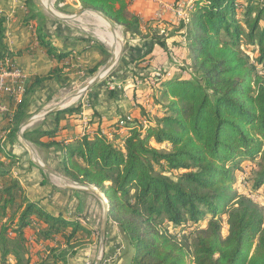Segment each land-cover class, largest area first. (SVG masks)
Instances as JSON below:
<instances>
[{
  "label": "trees",
  "instance_id": "1",
  "mask_svg": "<svg viewBox=\"0 0 264 264\" xmlns=\"http://www.w3.org/2000/svg\"><path fill=\"white\" fill-rule=\"evenodd\" d=\"M77 1L122 26L129 36L147 39L140 18L127 11L128 0ZM35 10L30 1L29 17L38 19L37 36L44 39L42 14ZM178 30L186 42L188 76L178 73L159 81L164 100L160 117L150 119L147 109L139 106L140 117L127 123L122 133L119 119L110 136L98 127L70 142L41 141L42 136H53L56 119L53 128L25 131L23 137L46 149L56 147L63 174L101 191L107 200V220L132 247L128 264H264L263 212L237 192L238 177L233 173L238 161L258 157L252 187L264 184V71L256 70L264 67V0H192L188 19ZM245 39L254 47V58L241 49ZM150 42L149 49L132 57L131 63L141 61L155 43L166 48L159 37ZM46 46L58 61L63 58L64 52ZM97 47L105 53L103 46ZM5 54L0 18V61ZM98 67L88 69V75ZM64 73L63 66H57L34 79L0 138V153L6 159H0V178L10 177L0 184V264H69L67 250L59 246L32 263L25 229L34 223L35 236L43 244L50 240L65 246L82 229L75 220L30 200L11 175L15 155L9 148L27 117L32 88ZM80 109L78 102L55 114ZM162 145L167 148L160 149ZM164 170L178 172L172 178ZM225 210L228 230L222 236L218 215ZM206 218V227L197 231L190 244L179 238L185 225Z\"/></svg>",
  "mask_w": 264,
  "mask_h": 264
},
{
  "label": "crops",
  "instance_id": "2",
  "mask_svg": "<svg viewBox=\"0 0 264 264\" xmlns=\"http://www.w3.org/2000/svg\"><path fill=\"white\" fill-rule=\"evenodd\" d=\"M30 1L35 4L37 9L35 11L39 12L40 8H38L37 4L39 0H0V18L4 20V43L6 46L4 58L14 62L28 74L26 89L36 77L49 73L57 66H63L64 72L74 70L71 73L73 76L77 74L83 76L85 70L97 65L100 66L103 52L97 46H94L92 39L79 32L73 22L76 17L63 20L51 14H43L41 28L45 38L39 39L37 36L38 19L29 17L31 14L29 12ZM72 1L74 2V6H77V3L79 4L77 0ZM157 1L128 0L127 11L140 18L141 31L145 30L143 23L148 21L152 17L151 15L158 9ZM163 17L169 18V11H165ZM180 38L182 41V35ZM137 40L139 41L138 45L141 44L144 48L140 47L136 51V54L149 49L151 45L150 38L142 40L137 38ZM46 43L54 51L64 52V56L60 61L48 51ZM165 43L168 45L169 42ZM182 43L185 45L183 41ZM158 49L159 47L154 44L151 52L145 55L141 61L137 64L133 63L131 66L130 64L127 65L128 68L133 66V70L126 71V68L121 70L117 66L114 69V64L109 70L112 71L114 69L111 72V80L105 82L99 81L80 96L81 109L79 112L59 115L55 114V112L47 113L43 117L35 118L31 124V128L25 131L28 132L38 128H53L55 120L59 119L53 136H42L40 138L41 141L46 142L53 139L70 142L83 133L92 134L98 127L101 132L110 136L115 123L122 116L125 117L126 114H129L133 118H139V106H149L148 98L152 89L147 85L149 78L143 82L139 81V78L134 74L131 75L130 71H136V74L140 73L139 71L150 70L152 66L154 68L163 64L162 62L164 61V57L166 58L167 53L163 49ZM69 74L66 72L55 80L36 84L32 88L26 107L27 117L25 120L42 113L40 110L35 109L37 98H40L38 104L44 98H49L54 90L65 84L62 82L68 81L66 78L69 77ZM119 75H121V78H118ZM123 76L126 78H123ZM121 91H124L123 97L125 100L119 97ZM136 92H139V95L134 97L137 94ZM122 100H124V103L127 102V106ZM4 101L9 103L6 97ZM149 110L150 108L147 109V111ZM10 126L11 123L6 117L0 114V138L5 136ZM122 132L124 131L120 130V133ZM22 141L17 131V138L9 149L15 155V165L11 170V175L19 180L26 196L30 200L39 202L50 213H61L64 217L75 220L82 228L89 230L93 235L95 234L94 231L96 232V226L100 224L99 236L101 240L105 202L89 190L87 191V189L78 185L60 184L50 179L46 180L42 174L43 170L28 156L29 152L22 146ZM36 146L39 145L36 144ZM38 154L47 165L61 171L59 151L56 147L53 146L46 150H39ZM49 154L51 155V159L49 157V160H47ZM0 159L6 160L3 153H0ZM9 178L8 176L1 177L0 184H6ZM102 197L106 200L103 194ZM33 225L35 224L33 223ZM28 227L25 229V233L28 232ZM103 243L100 264H128L132 254V247L119 228L107 219L104 226ZM95 253V244L88 245L81 250V261L88 263L93 258L96 259L98 254Z\"/></svg>",
  "mask_w": 264,
  "mask_h": 264
},
{
  "label": "rangeland",
  "instance_id": "3",
  "mask_svg": "<svg viewBox=\"0 0 264 264\" xmlns=\"http://www.w3.org/2000/svg\"><path fill=\"white\" fill-rule=\"evenodd\" d=\"M190 2H191V0H158L157 1L158 9L164 3H166V4H178V3H180L182 6L186 7L188 5V3H190ZM37 4H38V8H40L39 12L42 15L43 14H49L46 10L47 7L43 4V0L37 1ZM76 5L77 6H74V2L72 0H51V8L53 10L57 11L58 13H60L61 15L59 14V16L73 15V14H76L77 11L79 12L80 10L86 9V8H82L81 5L78 3ZM157 10H156V12H157ZM156 12H154L151 15L152 17L148 21H145V23H143L145 30L142 31V33L146 34L147 38L151 39L152 37L153 38L159 37L162 40H164L165 42H169L168 45L166 43L165 49L162 46H160L159 43H155L159 47V49H163L164 51H166L167 55H166V58L164 57V61L162 62L163 64L159 63L160 65H158V67L154 65L155 67L154 68H152L153 66L150 67V70L147 69L146 71H139V70L138 71L140 73L144 74L145 77L148 74L147 76L149 77V79L152 78V76L155 72H160V73H163L164 75L165 74L174 75V74L180 73L183 76H188V74H187V72H188V69H187V67H188L187 51H186V46L183 45L182 41L184 43H186V42H185V40H183L184 39L183 36H182V41H181V38H180L181 33L178 30V26L180 23L179 24L177 23L178 18L171 11H169V14H170L169 18L163 17V14L160 18H157ZM238 19H239V21L242 20V13H240L238 15ZM73 22L75 23V25L77 26V28L81 34H85L86 36H88L90 39L93 40L94 46L95 45L97 46V44L103 46V48L105 50V53H103V59L101 60V64H100L98 70L92 76H89L87 74V70L84 71L85 74L83 76L81 74L80 75L77 74L76 76L71 75V73H73L74 70L66 71L67 73H70V74H69V77L66 78V80H68V81L62 82L65 84L59 86L56 90H54L51 93L49 98H44L40 102V104H38V101L40 100V98L39 97L37 98L38 100H36L35 109L40 110V112H43L44 109L52 107L56 104H59L62 101H64L66 98L71 97L75 92H77L80 88H82L94 75H96L98 73L100 68L107 62L108 58L110 57L112 48H111V46L105 44L104 42H102L98 38V36L96 34L97 33L96 32L97 31L96 21H95V18L91 15V13L89 11H85L79 17H76V19ZM110 24H111V26H113V29H116L119 32V35H120V47H119V51L117 53L118 58H117V61L115 63L114 69H116L118 67V68H121V70H123L124 68H126V71L127 70L128 71L133 70V66L131 68L129 67L130 68L129 69L127 65L130 64V66H131L133 64L130 62L131 58L137 55L136 51H138V49L140 47L141 48H144V47L141 44L138 45L139 41L137 40V38H138L137 36L131 37V36H129L128 33L125 32V29L122 26H120L118 24H114V23H110ZM260 25H261V23H260ZM152 26H154V27H152ZM241 45H242L241 49L245 50V52L249 53L250 56H252L253 58L255 57V52L253 50L254 47L252 45L248 44L246 39L243 40V43ZM141 50H144V49H141ZM141 52H143V51H141ZM252 62H253V64L256 65V63L253 60H252ZM256 70L263 72L264 67L263 66L257 67ZM112 71H108L105 75H103L100 79V82H105V81L111 80L110 77H111ZM126 71H124V72H126ZM130 72L132 75V74H135L136 71L135 72L130 71ZM125 76H123V78ZM135 76H138V75H135ZM144 76L141 75V76H138L137 78H139V81L143 82L144 79H142V78H144ZM119 77L121 78V75H119L118 78ZM148 77H146V78H148ZM133 80H134V78H133ZM158 83L159 82H157L156 86L152 87V89H151V93H150V96L148 98L149 99V102H148L149 106H145L146 109L150 108V110L147 112H148V115L150 116V119H153V120L162 115L161 106H162V102L164 101L160 95V92H159L160 89L158 88ZM136 93L137 94H135L134 97L139 95V92H136ZM140 94H142V93L140 92ZM123 95H124V91H121V93L119 94L120 99H124ZM80 99H81V97L76 98L72 103L68 104L67 106L64 105V106H66L64 108L77 105V103L79 102ZM124 100H122L123 103H124ZM124 104H126V106H127V102ZM127 115H129V114H126V116ZM123 117L124 116H122L120 119H122ZM28 128H31V125L26 127L25 130H28ZM25 130H24V132H25ZM32 137H34V135ZM25 141L28 143V145L26 144V142H24V140L22 141L23 145L22 144L21 145L28 150V152H29L28 156H30L31 159H33V160L38 159L43 165L49 167L50 169H52L57 174V175H54V174L42 169L43 170V173H42L43 177L46 180L50 179L53 182H57L60 184H72L73 185V183H72V182H74L73 180H71L69 177H67L65 174H63L61 171L53 169L51 166L47 165L46 162L42 161V159L40 158V156L38 154V151L39 150H46V148L41 147V146H36V144H34L33 142H29L27 139H25ZM30 147L33 149V152L31 151ZM159 148L160 149H166L167 146L162 145V146H159ZM49 157L51 159L50 154L48 155L47 160H49ZM257 162H258V157L255 158L253 161H245V162L238 161V166H236L237 168L235 167V169H233L234 175L236 177H238V180L234 186L240 195L246 196V197L250 198L254 203H256L257 206L262 210L263 215H264V184L262 186H260L259 188H256V189L252 187L253 186V184H252L253 179L255 177L256 171L258 170ZM177 172L178 171H176V170H174V171L164 170V174L169 175L172 178H174L177 175ZM75 183H77V182H75ZM86 186L94 187L93 185H86ZM94 188H95L94 190L96 192H98L99 194L101 193V191L97 187H94ZM104 202H105V206L107 207V200H105ZM228 210H225L224 213L218 215V217L220 218V221H221V225H222V229H221L222 236H225L227 234V230H228V226H227ZM106 219H107V216H106ZM206 225H207V218L202 220L198 224L193 225V226H189L187 224V225H185V227H183L182 230H180V237L179 238L182 239L184 242L190 244L193 237L197 233V231L205 228ZM32 226L33 225L28 227V232L25 233L27 251H28V255H29L32 263L38 262L41 259L49 256L48 250L52 246H59L60 249L64 248L67 250V257H68L69 264H94L95 258L88 261V263H85V261H81V255H80L81 250L83 248L87 247L88 245L95 244V246H96V253L95 254L100 253V243H101L100 236H99L100 224H98L96 226V232L94 231V233H95L94 235L91 234V232L89 230H85L84 228L79 230L76 233V239L72 240V242L68 246H65L63 243H60V244L57 243L58 245H55V243L51 242L50 240L44 241L45 244H43L42 243L43 239L35 236V234H36L35 227H32ZM103 245H104V243H103ZM70 246H72V248H70ZM97 251H98V253H97Z\"/></svg>",
  "mask_w": 264,
  "mask_h": 264
},
{
  "label": "built area",
  "instance_id": "4",
  "mask_svg": "<svg viewBox=\"0 0 264 264\" xmlns=\"http://www.w3.org/2000/svg\"><path fill=\"white\" fill-rule=\"evenodd\" d=\"M191 9V2L186 7L178 4H162L157 10V18H160L165 11H171L178 18V24L186 22L188 13ZM184 38V37H183ZM167 74L155 72L147 81V85L152 88L156 86ZM28 74L22 70L17 64L11 62L9 59L3 58L0 61V114L5 116L8 121L13 117L14 111L22 101L26 90ZM9 100V103L4 101V98ZM132 116L127 115L119 120L120 130L124 131L127 123L131 122ZM103 133V132H102ZM104 134V133H103Z\"/></svg>",
  "mask_w": 264,
  "mask_h": 264
},
{
  "label": "water",
  "instance_id": "5",
  "mask_svg": "<svg viewBox=\"0 0 264 264\" xmlns=\"http://www.w3.org/2000/svg\"><path fill=\"white\" fill-rule=\"evenodd\" d=\"M47 12L49 14H51L52 16H55L57 18L63 19V20H69V19H73L81 14H83L85 11H91L94 13L99 14L101 17H103L105 20H107L108 22L109 19L103 15L101 12L93 10V9H84V10H80L79 12H77L76 14L73 15H68V16H58L56 15L50 8L46 9ZM111 23V22H110ZM113 29V26H112ZM118 58V54H115L113 52V50L111 49V54L110 57L108 58L107 62L100 68V70L98 71V73L96 75H94L82 88H80L77 92H75L72 96H76V98L82 96L87 90H89L94 84H96L97 82L100 81L101 77L103 75H105L112 67L113 65L116 63ZM67 106V105H66ZM62 104H56L52 107L46 108L43 110V112L40 115H35V116H31L28 119H26L24 122H22L18 128V135L25 141L24 137H23V131L25 130L26 127H28L29 125L32 124V122L35 120V118L38 117H43L45 114L47 113H51V112H58L59 110H62L64 107ZM26 144L28 145V143L26 142ZM31 148V147H30ZM31 151L33 152V149L31 148ZM34 163L39 166L41 169L46 170L54 175H57L52 169H50L49 167L43 165L38 159H34ZM75 185H78L80 187H83L87 190H89L90 192H92L93 194H95L96 196H98L101 200L105 201L104 198L102 197V193H98L96 192L94 189V187H90V186H85L79 183H75L72 182ZM104 218H103V222H102V229H101V243H100V253L98 254L97 258L95 259L94 264H100L101 262V253H102V249H103V234H104V226L106 223V216H107V207L105 206V210H104Z\"/></svg>",
  "mask_w": 264,
  "mask_h": 264
},
{
  "label": "bare ground",
  "instance_id": "6",
  "mask_svg": "<svg viewBox=\"0 0 264 264\" xmlns=\"http://www.w3.org/2000/svg\"><path fill=\"white\" fill-rule=\"evenodd\" d=\"M43 4L47 8H50L56 15L60 14L51 8V0H43ZM89 12L95 18L96 25H97L96 34L98 38L105 44L111 46V48L113 49V52L117 54L119 51V47H120L119 32L116 29H112L111 24L107 20H105L103 17H101L99 14L91 12V11ZM75 99H76V96H71V97L66 98L60 104H62L63 106L68 105L72 103Z\"/></svg>",
  "mask_w": 264,
  "mask_h": 264
}]
</instances>
